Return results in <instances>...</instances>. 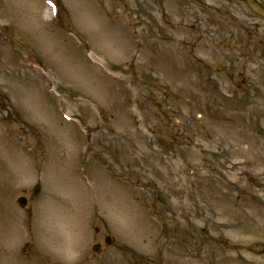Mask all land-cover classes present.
<instances>
[{
  "label": "rangeland",
  "instance_id": "obj_1",
  "mask_svg": "<svg viewBox=\"0 0 264 264\" xmlns=\"http://www.w3.org/2000/svg\"><path fill=\"white\" fill-rule=\"evenodd\" d=\"M49 1L0 0V264H264V0Z\"/></svg>",
  "mask_w": 264,
  "mask_h": 264
},
{
  "label": "water",
  "instance_id": "obj_2",
  "mask_svg": "<svg viewBox=\"0 0 264 264\" xmlns=\"http://www.w3.org/2000/svg\"><path fill=\"white\" fill-rule=\"evenodd\" d=\"M18 203H19L20 206H24L25 201H24V199H19V200H18ZM95 249H96V248H95Z\"/></svg>",
  "mask_w": 264,
  "mask_h": 264
},
{
  "label": "snow or ice",
  "instance_id": "obj_3",
  "mask_svg": "<svg viewBox=\"0 0 264 264\" xmlns=\"http://www.w3.org/2000/svg\"><path fill=\"white\" fill-rule=\"evenodd\" d=\"M50 2H51V0H50ZM53 7H54V5H53Z\"/></svg>",
  "mask_w": 264,
  "mask_h": 264
}]
</instances>
